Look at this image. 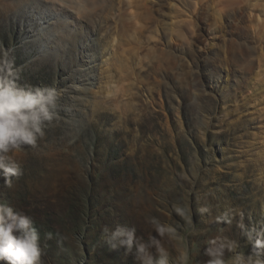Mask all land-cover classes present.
Wrapping results in <instances>:
<instances>
[{
	"label": "rangeland",
	"instance_id": "obj_1",
	"mask_svg": "<svg viewBox=\"0 0 264 264\" xmlns=\"http://www.w3.org/2000/svg\"><path fill=\"white\" fill-rule=\"evenodd\" d=\"M94 2L84 25L57 34L40 13L68 14L0 0V63L22 84L58 89L62 117L35 149L11 154L23 174L11 188L0 177V200L32 217L43 264H140L135 246L107 243L118 225L156 236L171 264L186 250L188 264H205L214 238L229 264L252 252L247 230L264 226V0H146L131 54L116 57L96 25L117 34L129 22L119 0ZM153 219L185 239L158 236Z\"/></svg>",
	"mask_w": 264,
	"mask_h": 264
},
{
	"label": "clouds",
	"instance_id": "obj_2",
	"mask_svg": "<svg viewBox=\"0 0 264 264\" xmlns=\"http://www.w3.org/2000/svg\"><path fill=\"white\" fill-rule=\"evenodd\" d=\"M20 72L8 62L0 63V177L4 186L11 188L13 179L19 178L23 170L12 158L13 153L20 154L27 148L35 149L45 137L46 129L58 123L60 116V91L53 87H40L20 83ZM182 218L191 220V209L174 206ZM209 211L202 208L201 212ZM226 215V214H225ZM158 236H179L177 229L151 220ZM108 232L107 227L104 229ZM254 233L250 237L253 251L247 254L237 253L230 264H264V226L248 229ZM52 239V233L46 234ZM40 233L31 216L17 211L6 201L0 200V264H43L44 249L41 247ZM220 238L208 241L205 254L209 259L205 264H229L224 259L225 246L218 242ZM118 240L119 244L113 243ZM113 249L124 247L131 251L136 247V258L140 264H171L168 253L159 245L156 236L148 243L138 240L135 228L117 226L112 237L107 241ZM156 247L158 255L150 251ZM181 264H188L187 250L181 256Z\"/></svg>",
	"mask_w": 264,
	"mask_h": 264
},
{
	"label": "bare ground",
	"instance_id": "obj_3",
	"mask_svg": "<svg viewBox=\"0 0 264 264\" xmlns=\"http://www.w3.org/2000/svg\"><path fill=\"white\" fill-rule=\"evenodd\" d=\"M17 2H18L17 3L18 6L21 4H29L30 2H34V3L36 2L39 4V7L46 8L45 11L51 14L49 15V17H51L52 15H54L53 16L54 18L55 16L58 17V15L56 14V11L58 13L63 12L64 14H68L71 20L70 22H68L67 20L63 22H60V21L53 22L52 21L53 19H51V22H49L48 16L45 15V13H40L41 15L40 21L42 22V25L53 27L54 30L57 32V34H60L62 32L61 27L62 25H64L63 23H66L69 25L70 24L71 25L72 24L84 25L83 23L85 21L83 19L84 18L83 13L88 12L95 3L94 0H17ZM144 2H146V0ZM144 2H142L141 0L140 1L139 0H119L118 6L114 9V12L119 16L126 17L127 21L129 22V25L127 26L126 30L123 29L122 26L115 25L114 30L117 34H114V32L112 31V28L110 27V25H108L107 21H105V25H107V27L105 26L102 28V26H100V23L96 25L97 29L95 30L94 36L97 39V41H99L98 42L99 45L104 44V47L102 49L103 52L101 51L102 53L108 55L107 49H109L112 54L108 55V57L110 56L116 57V54H115L116 50L124 49L125 52H127L128 54H131L132 52L131 43L133 40H129V38L134 39V37L130 34H136L139 28L138 25L141 24L139 23V21L146 20L149 14H151L150 12L152 11V8L150 9L147 8L146 3ZM175 6L176 5L173 3L171 5V8L175 10L176 8ZM58 10H60L61 12ZM174 23L175 22H173L174 26H177V27L179 26V24H174ZM77 31H80V30L77 29ZM107 59L105 58V61ZM114 66H115L118 76L123 77L122 74H124L125 72L124 57L117 56V58H115ZM94 69H95V66L87 67L86 71L88 70L91 72L92 70L94 71ZM91 77H93V75H91Z\"/></svg>",
	"mask_w": 264,
	"mask_h": 264
}]
</instances>
